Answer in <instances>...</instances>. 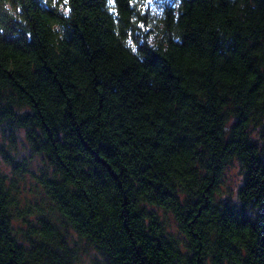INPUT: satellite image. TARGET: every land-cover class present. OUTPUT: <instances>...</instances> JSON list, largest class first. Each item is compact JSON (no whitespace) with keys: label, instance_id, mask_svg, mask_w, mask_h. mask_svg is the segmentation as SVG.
Returning a JSON list of instances; mask_svg holds the SVG:
<instances>
[{"label":"trees","instance_id":"16d2710c","mask_svg":"<svg viewBox=\"0 0 264 264\" xmlns=\"http://www.w3.org/2000/svg\"><path fill=\"white\" fill-rule=\"evenodd\" d=\"M255 127L264 0H0V264H264Z\"/></svg>","mask_w":264,"mask_h":264},{"label":"rangeland","instance_id":"374dc122","mask_svg":"<svg viewBox=\"0 0 264 264\" xmlns=\"http://www.w3.org/2000/svg\"><path fill=\"white\" fill-rule=\"evenodd\" d=\"M162 0H155L156 5H159ZM263 128L255 127L251 129L250 134L252 138H254L259 146L264 148V137L262 136ZM23 135V132L20 133ZM2 141V133L0 129V142ZM27 150L20 146L19 154H26ZM37 159H34L32 162V168L36 169ZM0 169L6 173H10V167L3 161L0 155ZM223 184L221 186L222 197H231L233 198L236 194L237 187L240 184V166L237 161H233L231 165H229L224 172ZM21 195L23 201L32 200L36 197L34 192V180L30 177V175H26V178L21 182ZM157 213L160 215L162 220L165 222L168 231L172 234L178 236L180 238V233L177 229L176 223L173 219L172 214L169 211H164L162 209H157ZM86 251H82L80 254V259L75 264H100L98 260V255L91 248L86 247Z\"/></svg>","mask_w":264,"mask_h":264},{"label":"snow or ice","instance_id":"6c2138e0","mask_svg":"<svg viewBox=\"0 0 264 264\" xmlns=\"http://www.w3.org/2000/svg\"><path fill=\"white\" fill-rule=\"evenodd\" d=\"M65 2H67V0H65Z\"/></svg>","mask_w":264,"mask_h":264}]
</instances>
